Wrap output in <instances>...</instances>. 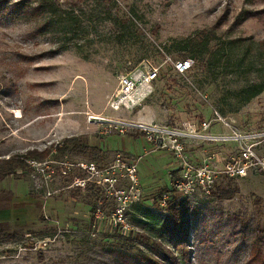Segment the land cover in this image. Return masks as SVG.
<instances>
[{
    "label": "rangeland",
    "instance_id": "374dc122",
    "mask_svg": "<svg viewBox=\"0 0 264 264\" xmlns=\"http://www.w3.org/2000/svg\"><path fill=\"white\" fill-rule=\"evenodd\" d=\"M47 1L62 8L59 18L73 16L69 31L36 29L32 17L0 20V161L38 152L0 178V264H116L111 250L128 230L132 250L164 264L152 253V238L176 255L181 245L173 248L164 229L133 217L143 218L141 208L166 214L169 202L179 206L175 198L164 210L155 204L173 159L164 150L145 152L139 134L101 118L192 127L207 119L212 131L230 132L218 114L239 137L195 142L194 162L213 153L224 162L244 144L264 156V88L244 102L236 95L264 79V0ZM203 32L213 34L207 48L216 56L208 71L180 47ZM166 56L193 63L179 74ZM143 59L158 65L151 92L131 109L109 108L119 75ZM91 163L93 174L85 168ZM132 163L134 181L125 170ZM117 190L131 200L121 203ZM185 207L188 264H264V172L221 176L209 195H195ZM117 208L127 231L113 223Z\"/></svg>",
    "mask_w": 264,
    "mask_h": 264
},
{
    "label": "built area",
    "instance_id": "2783aa9c",
    "mask_svg": "<svg viewBox=\"0 0 264 264\" xmlns=\"http://www.w3.org/2000/svg\"><path fill=\"white\" fill-rule=\"evenodd\" d=\"M166 58L169 60L171 68L179 74L187 72L193 63V59L190 57L171 59L170 56H166ZM157 76L158 65L151 63L149 60L143 59L133 64L124 73L119 75L117 88L108 99V107L111 109H118L120 107L131 109L151 92ZM141 92L144 94L139 98L138 95ZM101 119L108 121L109 128L117 127V130L121 133L131 129L133 132L139 134V138H141L147 147L145 152L164 150L172 157V163L175 167L169 172L168 184L160 191L155 200V204L159 210H164L168 200L172 198L185 202L195 195H209L216 183V179L221 176L234 177L244 176L249 172H264V156L255 154L250 144L240 146L237 153L229 155V158L224 162H222L221 154L216 155L214 153L202 155L195 162L191 159L189 152H191L193 144L197 141H237L239 137L237 128L231 127L228 123L224 122L223 118L218 114L215 120L221 121L230 127V132L212 131L210 120L207 119H200L194 127L191 124L185 123L180 125H165L119 117ZM263 134L264 131L258 135ZM85 168L90 174L96 172L93 163L87 165ZM125 170L128 179L134 181V163L127 165ZM74 179V182L78 184L79 179L76 177ZM134 190L138 191V188H134ZM115 194L121 203L131 200L128 191L117 190ZM116 210L113 223L118 224L122 230H126L127 225H124L122 222L120 209L117 208ZM94 214H98L97 210Z\"/></svg>",
    "mask_w": 264,
    "mask_h": 264
},
{
    "label": "trees",
    "instance_id": "16d2710c",
    "mask_svg": "<svg viewBox=\"0 0 264 264\" xmlns=\"http://www.w3.org/2000/svg\"><path fill=\"white\" fill-rule=\"evenodd\" d=\"M59 8L58 4H53L47 0H38L35 4H30L27 0H0V20H17V19H28L32 17L38 20V24L35 26L36 29H48L49 25H58L62 32L69 31L74 24L73 16H66L65 18H59ZM44 15V16H43ZM43 16V20H42ZM204 35H197L198 39H185L183 44H181L182 49H186L191 57H196L198 63L202 62V67L205 71H208L210 66L215 64L216 56L215 52H210L207 48V43L212 39L213 34L209 32H203ZM208 56L203 54L207 53ZM212 64V65H211ZM264 64V61H263ZM264 88V79L259 81H251L243 86H241L237 91L241 102L248 100L250 97L256 95ZM223 111V108H220ZM73 139V138H72ZM86 147V148H85ZM89 149L90 152H98L100 148L97 146H87L84 145L83 149ZM38 152L34 149H28L22 154H17L15 156H8L6 159H1L0 161V178L4 177L9 173L15 172L18 168L20 170L26 164L28 158H34ZM169 202V200H168ZM167 202V203H168ZM170 205L167 207L168 212L166 214L152 213L146 208H141L139 212L143 218L133 217V219L142 224L153 223L157 224L160 229H164L167 239L173 244V248L180 247V254L176 255L173 251L169 250L158 238H152L151 247L152 253H155L157 257L161 259H166L164 264H188L190 250L187 248V224L190 220L189 214L186 211V201L181 202L179 206L175 202H169ZM166 229V230H165ZM161 232V231H160ZM159 235H162V232ZM130 231L128 230L126 237L123 240H118V244L111 250L113 256L111 262L116 264H161L158 260L152 258L149 254L143 252L140 249L132 250V245L130 241L134 238L129 236ZM134 237H141L150 239V235L142 232H136ZM75 264H90L89 262L79 261ZM92 264H99L98 262H93ZM163 264V263H162Z\"/></svg>",
    "mask_w": 264,
    "mask_h": 264
},
{
    "label": "bare ground",
    "instance_id": "6f19581e",
    "mask_svg": "<svg viewBox=\"0 0 264 264\" xmlns=\"http://www.w3.org/2000/svg\"><path fill=\"white\" fill-rule=\"evenodd\" d=\"M90 118L98 119V118H97V117H95V116H94V117H90Z\"/></svg>",
    "mask_w": 264,
    "mask_h": 264
},
{
    "label": "crops",
    "instance_id": "0c3cea01",
    "mask_svg": "<svg viewBox=\"0 0 264 264\" xmlns=\"http://www.w3.org/2000/svg\"><path fill=\"white\" fill-rule=\"evenodd\" d=\"M137 120V119H136Z\"/></svg>",
    "mask_w": 264,
    "mask_h": 264
}]
</instances>
